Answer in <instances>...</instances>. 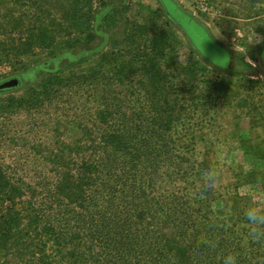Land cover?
Instances as JSON below:
<instances>
[{"label": "trees", "instance_id": "obj_1", "mask_svg": "<svg viewBox=\"0 0 264 264\" xmlns=\"http://www.w3.org/2000/svg\"><path fill=\"white\" fill-rule=\"evenodd\" d=\"M94 1L106 26L116 10L104 0H10L0 15L2 57L45 74L36 88L33 69L1 79L0 110L93 100L71 113L80 135L59 138L54 150L35 148L49 164L36 182L0 165V264H222L230 251L241 264H264V247H239L249 203L217 210L211 190L180 191L194 190L204 168L195 133L222 109L234 103L250 127L264 128V102L245 93L264 86V73L249 78L257 74L242 56L176 0L159 3L186 41L185 62L159 52L136 58L130 31L124 51L113 43L86 67L88 52L70 50L93 39ZM258 57L264 71V38ZM210 69L222 74L213 78ZM135 70L138 90L130 87ZM10 78L15 82L5 85ZM123 83L128 88H115Z\"/></svg>", "mask_w": 264, "mask_h": 264}, {"label": "rangeland", "instance_id": "obj_2", "mask_svg": "<svg viewBox=\"0 0 264 264\" xmlns=\"http://www.w3.org/2000/svg\"><path fill=\"white\" fill-rule=\"evenodd\" d=\"M109 11L114 8L113 18L105 26L102 19L101 4L93 10L91 22L93 39L88 43H80L70 51L72 55L88 52V61L82 65L91 66L103 55L113 43L124 51L127 46L126 35L133 33L136 43L131 47L138 48L136 58L140 54L151 55L159 52L161 58L173 56L174 59L185 62L188 46L181 32L166 20L159 0H104ZM179 6L192 14L201 22L210 35L224 46L242 56L253 70L255 79L264 73L258 57V47L264 38V0H176ZM10 0H0V15L9 7ZM0 16V22L2 21ZM214 34V35H213ZM0 52V80L15 74H24L33 69L34 78L30 86L37 87L44 72L39 68L12 64L6 61ZM48 64L47 71L52 70ZM139 67L138 62H134ZM164 67V66H162ZM131 88L140 89L139 71L135 70ZM263 71V72H262ZM222 73L210 69L211 77ZM236 76H230L235 80ZM127 84V83H126ZM125 83L117 85L116 89L128 88ZM148 84L143 81V86ZM22 90L13 92L17 96ZM245 93L251 95L253 102L261 99L264 102V86L260 88H245ZM5 95H2V98ZM129 100L134 103L135 98ZM91 98H82L81 105L91 106ZM140 102V101H137ZM81 105L67 107L61 101L43 105L27 112L0 110V165L14 176H19L24 182L34 183L41 172L49 168L47 160L40 158L41 153L35 148L54 150L55 141L59 138L80 135L71 113L80 112ZM217 118V119H216ZM250 116L239 114L234 103L222 109L215 117V123L206 129L195 133L194 149L196 157L207 167L212 160L217 143L224 144L228 149L229 161L220 172L218 185L211 189L212 206L217 210L223 206H231L233 200L250 203V194L264 198V128L249 126ZM70 119V121H69ZM75 119V118H74ZM82 119V118H79ZM47 147V148H45ZM47 154V153H46ZM180 191L191 192L190 187L180 186ZM241 197H244L241 199ZM248 199V200H247ZM234 203V202H233ZM235 205V204H234Z\"/></svg>", "mask_w": 264, "mask_h": 264}, {"label": "clouds", "instance_id": "obj_3", "mask_svg": "<svg viewBox=\"0 0 264 264\" xmlns=\"http://www.w3.org/2000/svg\"><path fill=\"white\" fill-rule=\"evenodd\" d=\"M214 35V34H213ZM210 39L205 37L203 42ZM229 161L228 149L222 143H217L214 148L212 160L207 167L199 168L197 186L194 188L192 195H197L200 190H211L219 183L220 172ZM250 203L243 209V231L240 234L239 247L248 248L253 245L264 247V198L255 194H250ZM222 264H241V256L237 251L227 252L222 257Z\"/></svg>", "mask_w": 264, "mask_h": 264}, {"label": "water", "instance_id": "obj_4", "mask_svg": "<svg viewBox=\"0 0 264 264\" xmlns=\"http://www.w3.org/2000/svg\"><path fill=\"white\" fill-rule=\"evenodd\" d=\"M15 82V79L14 78H10L8 79L6 82H5V85L9 84V83H13Z\"/></svg>", "mask_w": 264, "mask_h": 264}]
</instances>
